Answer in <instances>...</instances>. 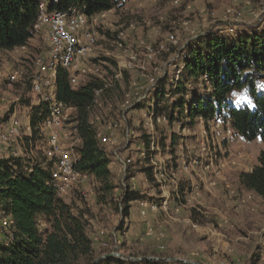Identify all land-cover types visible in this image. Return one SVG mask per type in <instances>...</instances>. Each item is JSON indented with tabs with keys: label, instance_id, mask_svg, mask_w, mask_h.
<instances>
[{
	"label": "rangeland",
	"instance_id": "rangeland-1",
	"mask_svg": "<svg viewBox=\"0 0 264 264\" xmlns=\"http://www.w3.org/2000/svg\"><path fill=\"white\" fill-rule=\"evenodd\" d=\"M106 23L105 30L98 28L92 60L102 63L104 77L108 76L114 86L101 112L102 125L126 116L121 128L114 132V144L106 147L113 159L110 169L117 187L101 200L98 184L90 177L66 196V201L73 202L84 214L96 253L111 252L124 260L159 255L174 264H264V200L247 190L239 179L242 172L251 171L259 163L264 141L259 137L245 140L222 119L209 124L198 119L191 126L171 122L163 113L155 121L153 110L161 97L156 96L150 81L152 77L167 76L169 85L175 86L181 51L208 31L231 36L253 29L264 33V0H128L123 8L110 10ZM117 30L125 31L126 46L138 58L134 68L119 79L111 76L109 69H117L105 60L129 58L124 46L115 44ZM171 33L177 35L176 43L168 41ZM42 35L27 48L0 51L1 117L16 110V116L26 123L21 103L28 99L31 102V93L20 83L9 82L8 77L16 70L25 75L34 73L35 57L47 50ZM149 44L157 52L151 60L145 56ZM127 93L130 102L135 103L132 106L125 104ZM18 96L20 101L15 105L13 101ZM164 102L162 99L161 105ZM67 123L68 129L73 127V118ZM147 135L153 139L168 135L167 144L175 137L181 167L158 174L161 164L170 163L172 151L155 142L154 148L147 151ZM21 136L24 144L20 143L19 152L25 168L44 158L50 145L47 137L36 145L23 132ZM8 144L0 145V158L11 155ZM148 167L153 169V178L145 172ZM123 184L143 192L148 203L144 206L142 200L134 201L129 218H123L118 209ZM151 201L156 209L150 208ZM3 224L0 220V240ZM47 226L42 219V228ZM150 227L155 234L148 236Z\"/></svg>",
	"mask_w": 264,
	"mask_h": 264
},
{
	"label": "trees",
	"instance_id": "trees-1",
	"mask_svg": "<svg viewBox=\"0 0 264 264\" xmlns=\"http://www.w3.org/2000/svg\"><path fill=\"white\" fill-rule=\"evenodd\" d=\"M41 1L46 2L49 12L78 7L90 16L121 9L128 0H0V51L27 48L32 40L42 35L34 29ZM182 55L175 86L169 85L167 76L156 78L153 90L161 99L153 110L155 121L163 113L171 122L180 121L191 126L198 119L206 124L222 119L245 140L259 137L264 141V33L253 29L231 36L211 30L190 41L181 51ZM105 60L117 69V60L109 57ZM109 72L114 78L116 70L109 69ZM126 72L129 70H123ZM33 74H26L20 83L28 93H31ZM113 90L108 76L106 80L88 77L78 88H73L67 71L60 70L58 74V99L73 107V127L81 139L75 147L76 168L96 180L101 200L112 194L117 185L110 169L111 153L97 135L103 126V115L98 125L90 120L97 91H102L100 98L105 107ZM162 99L165 100L164 105H161ZM30 105L28 99L21 103V108L26 110ZM11 114L12 110L4 117L0 116V123H7ZM44 118L45 114H41L39 107H34L30 124L32 141L36 145L47 136L41 127ZM20 121L21 132L28 139V121ZM166 140L168 135L161 139L147 135L145 144L147 151L152 142L171 148L173 157L166 164L169 172L181 165L177 161L175 137H171L170 144ZM22 166L20 158H0V220L4 222L0 264H174L159 255L124 260L111 255V252L97 254L84 214L76 209L73 202L66 201L67 195H57L51 182L52 162L45 155L31 172H25ZM145 172L153 178L151 167ZM239 179L247 190L264 200V150L260 152L259 163L251 171L242 172ZM121 189L118 209H121L123 218H129L131 204L147 198L130 184L121 185ZM42 219L49 226L42 228Z\"/></svg>",
	"mask_w": 264,
	"mask_h": 264
},
{
	"label": "built area",
	"instance_id": "built-area-1",
	"mask_svg": "<svg viewBox=\"0 0 264 264\" xmlns=\"http://www.w3.org/2000/svg\"><path fill=\"white\" fill-rule=\"evenodd\" d=\"M57 1L55 0V2ZM175 2L178 3L179 0H175ZM109 12L104 11L89 16L78 7H70L67 11L54 10L49 12L45 1H41L39 4V16L34 29L37 33H42L45 36L47 50L44 54L35 57L36 70L31 83L32 101L30 107L25 110V116L28 121L26 131L28 133V141H31L33 130L30 124V117L34 107H39L41 114H45L41 127L42 131L47 135L48 144L50 145V149L47 150L45 155L47 160L52 162L51 182L56 187V192L59 196H66L73 187L86 181L91 176L78 171L76 168L77 154L75 147L81 142V139L75 127L68 129L67 121L71 120L73 107L58 99V74L60 70L67 71L73 88H78L88 77H99L106 80L103 75L102 63L93 61L92 57L95 56L97 50L98 28H103L104 30L107 28L108 23H106V20ZM126 39L125 31L117 30L115 44L120 48L124 46L123 51L127 53L129 58L117 62L116 79L122 77L123 70L133 69L138 60L137 55L126 46ZM177 40L176 34H169L168 41L176 43ZM24 48L26 47L16 49ZM156 53L154 47L150 44L146 45L145 56L147 60H151ZM24 78L25 73L16 70L9 75L8 81L22 83ZM150 81L152 82L151 86L154 87L156 79L152 77ZM106 83L107 85L109 84V82ZM101 92L97 91L93 102L94 112L90 122L95 125L100 124L102 120L101 112L104 109V102L100 98ZM128 96L127 93L125 104L130 103L129 105L132 106L135 103L132 104ZM19 101L20 97L18 96L13 102L16 105ZM132 102H136V100ZM137 102H139V99ZM7 104H9V101ZM16 112V110L12 112L7 123H0V145L9 143L8 145H11L12 148L10 156L22 159L19 145L20 143L24 144V140L21 136V121L16 116ZM122 118L123 120H109L105 126L98 129L97 135L105 149L108 145L114 144V132L121 128L122 122L126 119L125 114ZM104 127L106 131H104ZM151 146L154 148V142H152ZM114 155H116V158L119 157L118 153ZM38 161L33 162L29 167L23 168L25 172H31ZM112 161L113 159L111 158L110 167ZM123 163L127 164L125 161ZM123 168L126 170V165ZM160 170H156L160 175L168 173L166 163L161 164ZM248 197L251 198L252 194L248 195ZM142 204L148 206V203L144 200H142ZM150 208L156 209L153 201H151ZM142 213L145 214V211H142ZM154 234V228H148L146 235Z\"/></svg>",
	"mask_w": 264,
	"mask_h": 264
},
{
	"label": "water",
	"instance_id": "water-1",
	"mask_svg": "<svg viewBox=\"0 0 264 264\" xmlns=\"http://www.w3.org/2000/svg\"><path fill=\"white\" fill-rule=\"evenodd\" d=\"M111 255H115L114 253H111Z\"/></svg>",
	"mask_w": 264,
	"mask_h": 264
},
{
	"label": "crops",
	"instance_id": "crops-1",
	"mask_svg": "<svg viewBox=\"0 0 264 264\" xmlns=\"http://www.w3.org/2000/svg\"><path fill=\"white\" fill-rule=\"evenodd\" d=\"M93 179V177H91ZM140 208V207H139Z\"/></svg>",
	"mask_w": 264,
	"mask_h": 264
}]
</instances>
